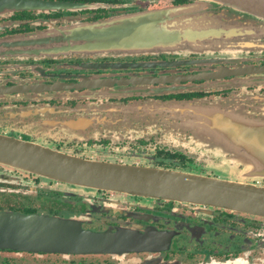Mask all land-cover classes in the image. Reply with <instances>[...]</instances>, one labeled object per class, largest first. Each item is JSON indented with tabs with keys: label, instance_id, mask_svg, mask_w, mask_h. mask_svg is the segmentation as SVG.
Returning <instances> with one entry per match:
<instances>
[{
	"label": "flooded vegetation",
	"instance_id": "flooded-vegetation-1",
	"mask_svg": "<svg viewBox=\"0 0 264 264\" xmlns=\"http://www.w3.org/2000/svg\"><path fill=\"white\" fill-rule=\"evenodd\" d=\"M195 2L0 0V135L85 161L264 190V124L240 125L232 114L241 106L255 116L264 99V74L254 72L264 69V48L90 52L92 24ZM214 100L215 111L178 118L157 109ZM260 111L264 118V103ZM0 213L59 218L112 237L105 251L0 247V264H264V215L77 186L2 162Z\"/></svg>",
	"mask_w": 264,
	"mask_h": 264
},
{
	"label": "water",
	"instance_id": "water-1",
	"mask_svg": "<svg viewBox=\"0 0 264 264\" xmlns=\"http://www.w3.org/2000/svg\"><path fill=\"white\" fill-rule=\"evenodd\" d=\"M194 4L121 13L90 25V52L122 56L175 51H211L216 47L264 48V0H195ZM264 74V69L254 70ZM252 115L235 106L238 124L262 125L264 99ZM217 102L158 103L178 118L188 110ZM260 107V108H259ZM261 112L259 118L258 115ZM207 116L210 124L216 117ZM247 116L248 121H246ZM205 118V117H204ZM181 124L183 121H179ZM201 124V120L196 122ZM235 123V122H234ZM0 162L68 184L125 191L154 198L204 203L264 215V190L161 169L85 161L0 135ZM127 235L121 234V240ZM109 234H91L59 218L0 213V247L31 251H105ZM122 242V241H121Z\"/></svg>",
	"mask_w": 264,
	"mask_h": 264
},
{
	"label": "rangeland",
	"instance_id": "rangeland-1",
	"mask_svg": "<svg viewBox=\"0 0 264 264\" xmlns=\"http://www.w3.org/2000/svg\"><path fill=\"white\" fill-rule=\"evenodd\" d=\"M225 51H221V52H219V53H224ZM231 53H233V51L231 52V51H228V55H230ZM227 54V53H226ZM98 55H100V56H105V57H111V56H113V57H120V56H122V55H110V54H98ZM216 100H214V101H200V102H204V103H206V104H209V103H213V102H215ZM203 107H206V105H204V106H201L200 108H196V109H194V110H191V111H195V112H198L197 114H200V113H202L203 111H204V113H205V110H206V108H203ZM144 108V107H143ZM157 109L159 110V112L160 113H165L166 111H164V110H160L158 107H157ZM241 109L243 110V107H241ZM188 112V111H187ZM207 112H210V111H207ZM185 113V112H184ZM184 113L182 114L183 116H184ZM232 114H238V111L237 112H234V113H232ZM230 116V115H229ZM198 117H199V115H198ZM197 117V118H198ZM245 118H247V116H244ZM199 119V118H198Z\"/></svg>",
	"mask_w": 264,
	"mask_h": 264
}]
</instances>
